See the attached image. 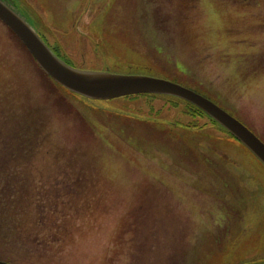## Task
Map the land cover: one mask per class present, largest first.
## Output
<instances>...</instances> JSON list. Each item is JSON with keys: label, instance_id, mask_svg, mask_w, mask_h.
<instances>
[{"label": "rangeland", "instance_id": "1", "mask_svg": "<svg viewBox=\"0 0 264 264\" xmlns=\"http://www.w3.org/2000/svg\"><path fill=\"white\" fill-rule=\"evenodd\" d=\"M6 1L75 67L188 87L264 143V0ZM25 118L31 152L0 153V260L264 262V165L242 143L175 97L62 88L0 22V139Z\"/></svg>", "mask_w": 264, "mask_h": 264}, {"label": "water", "instance_id": "2", "mask_svg": "<svg viewBox=\"0 0 264 264\" xmlns=\"http://www.w3.org/2000/svg\"><path fill=\"white\" fill-rule=\"evenodd\" d=\"M0 19L21 40L43 72L69 91L94 100H108L134 94H163L178 97L215 120L264 165V143L241 122L206 97L158 77L74 68L60 60L24 17L2 0H0ZM0 264L11 263L0 260Z\"/></svg>", "mask_w": 264, "mask_h": 264}, {"label": "trees", "instance_id": "3", "mask_svg": "<svg viewBox=\"0 0 264 264\" xmlns=\"http://www.w3.org/2000/svg\"><path fill=\"white\" fill-rule=\"evenodd\" d=\"M11 34L20 43V41L16 38V36L12 32H11ZM30 58L33 61L31 56H30ZM187 105H189V104L187 103ZM196 110H198V109H196ZM199 112L202 113L201 111H199ZM211 121L214 122L213 120H211ZM19 125L21 126V128L14 131V133H12L13 135L10 138L8 137L9 136L8 134H5L0 139V141H1L0 142V153L2 155H5V157L2 156V158H20V156L25 155V154H29L31 152L28 149V144L30 141L33 140L34 136L37 135V127L32 125V121L29 118H25V120L22 119V121L19 122ZM230 137L233 138L232 136H230ZM15 196H16V194H15ZM3 200H4V198L0 195V229H3L0 231H4L8 222H10L12 220V217L10 216L12 206L9 207L7 205V208L3 209L4 211H2V208L5 205V202ZM12 205H14V204H12Z\"/></svg>", "mask_w": 264, "mask_h": 264}, {"label": "snow or ice", "instance_id": "4", "mask_svg": "<svg viewBox=\"0 0 264 264\" xmlns=\"http://www.w3.org/2000/svg\"><path fill=\"white\" fill-rule=\"evenodd\" d=\"M207 2V0H205ZM262 79H264V68L261 69Z\"/></svg>", "mask_w": 264, "mask_h": 264}, {"label": "flooded vegetation", "instance_id": "5", "mask_svg": "<svg viewBox=\"0 0 264 264\" xmlns=\"http://www.w3.org/2000/svg\"><path fill=\"white\" fill-rule=\"evenodd\" d=\"M253 131V130H252ZM254 132V131H253ZM255 133V132H254ZM256 135H262V133L260 132V131H258V133H255ZM259 138L261 137V136H258Z\"/></svg>", "mask_w": 264, "mask_h": 264}]
</instances>
